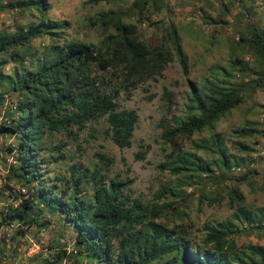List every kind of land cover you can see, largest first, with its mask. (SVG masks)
Returning <instances> with one entry per match:
<instances>
[{"label": "trees", "instance_id": "obj_1", "mask_svg": "<svg viewBox=\"0 0 264 264\" xmlns=\"http://www.w3.org/2000/svg\"><path fill=\"white\" fill-rule=\"evenodd\" d=\"M101 1L119 6L127 0ZM239 2L244 8L240 17L252 18V7L245 6L244 0ZM152 5V0H134L126 12H103L97 17L105 35L99 45L77 41L52 45L38 58L31 54L29 66L22 52L36 39L59 36L65 24L48 18V0H9L7 6H0V13L29 12L32 19L14 31L0 33V138L13 139L0 147L4 161L12 160L7 167L8 195L0 227L17 223L16 242L33 227L49 229L53 226L50 217L57 216L64 227L76 233L77 253L69 256L72 264H264V244L239 248L236 242V236L243 232L258 231L260 236L264 230V208L248 209L239 189L241 184H250V177L257 173L255 159L230 153L218 134L207 141L192 142L197 134L214 132L222 119L264 88V29L253 22L236 29L238 43L231 46L234 59L229 68L215 70L202 86L188 80L187 116H173L172 124L163 130L162 139L170 153L161 168L178 178L176 185L163 187L152 202L145 203L129 193L133 180L110 178L101 168L91 170L75 164L69 167L68 175L54 177L47 169L68 159L61 144L49 151V157L44 155L54 135L77 139L89 123L104 121L105 136L121 150L131 148L139 116L121 106V93H131L161 76L174 56L189 78V58L173 24L168 27V46L148 48L139 38L137 25L125 21L133 17L141 23L151 21L148 9ZM112 28L114 34L110 33ZM238 50L253 63L242 61ZM10 64L13 67L7 73ZM13 95L15 106L7 103V97ZM165 96L169 104L171 94ZM246 125L234 131L238 138L258 142L264 136L253 122ZM189 142L192 148L186 149ZM235 145L241 152L253 151L245 143ZM199 152L212 158L205 159ZM99 156L110 161L105 154ZM137 157L143 160L146 153ZM236 168L246 172L237 175ZM230 180L235 181L228 189L234 215L226 222L205 226L206 235L199 244L192 242L188 231L161 222L170 212L180 214L174 203L163 202L167 195L184 202L187 189L199 197L197 187H203L199 188L202 203L205 187H220ZM14 251L12 259L17 258ZM67 258V251L61 249L52 261L38 264H62Z\"/></svg>", "mask_w": 264, "mask_h": 264}, {"label": "rangeland", "instance_id": "obj_2", "mask_svg": "<svg viewBox=\"0 0 264 264\" xmlns=\"http://www.w3.org/2000/svg\"><path fill=\"white\" fill-rule=\"evenodd\" d=\"M134 0L116 6L98 0H48L51 10L48 18L65 24V28L58 32L59 36L43 38L32 41L30 49L23 51L26 66L31 64V54L35 57L41 56L48 51L52 45L63 46L67 43L77 41L86 44L99 45L105 38L101 25L97 21L98 15L110 10L128 11ZM247 7H252L254 16L252 18L240 17L244 8L239 0H152L153 5L148 10L151 21L141 22L137 18L126 19L128 24L137 25L140 40L148 48H153L170 41L167 37L168 27L173 24L181 36L184 50L189 58L190 76L186 78L182 68L174 56L161 76L150 80L142 87L131 93H121L119 102L124 109L134 110L139 116L133 144L129 149H119L113 141L106 137L103 131L106 123L100 121L98 124H87L83 134L77 139L60 134L48 142V151L44 153L49 157V151L56 145H64L62 152L66 153L68 159L60 164L47 166L54 174L62 173L68 175V169L72 165L82 164L93 170L101 168L104 174L110 178H120L125 181L133 180L129 193L135 199L145 203L152 202L156 193L165 186H174L176 177L169 171L163 170L161 165L165 163L166 156L170 153L167 145L162 139L163 130L172 124V117L187 116L190 87L188 80L202 86L205 79L213 75L220 68H229L231 57V46L238 43L239 35L236 29L246 27L250 22L264 29V0H244ZM9 0H0V6H7ZM229 10V12L227 11ZM27 13V14H26ZM7 11L0 13V33L6 30L14 31L17 25L26 24L31 21L29 12ZM211 18V20H210ZM216 23V24H214ZM110 33L114 34L112 28ZM238 57L244 62L253 63L243 51L238 50ZM12 64L7 67L6 72L12 69ZM220 72H222L220 70ZM236 73V72H235ZM102 77V73H98ZM122 77V74H120ZM123 78V77H122ZM235 81V80H234ZM171 94L169 104H166L167 93ZM8 105H16V95L7 97ZM264 88H259L252 99L241 107L233 110L218 124L214 132L209 130L194 136L192 142H203L210 140L213 134H218L226 143L230 153L240 157L255 159L254 168L257 173L250 178L251 183L241 184L240 192L244 196V204L250 209L257 211L264 208V136L252 139H240L235 134L236 129L247 126V122H253L261 131H264ZM1 120V118H0ZM13 139L0 138V147L4 148ZM192 142L186 144V149H191ZM236 143H245L253 150L250 153L241 152ZM138 153H146V157L140 160ZM99 154H105L110 161L100 158ZM205 159L212 158L211 155L199 152ZM5 154H0V213L6 206L5 198L8 192L5 190L7 167L12 160L4 161ZM239 175V174H238ZM240 177V176H238ZM183 179V178H182ZM235 181L230 180L220 187L209 184L205 187L206 198L201 203L199 197L190 194L186 190L182 202L179 199L167 195L163 202H172L179 207L180 214L170 212L161 222L171 227L178 226L191 235L193 243L199 244L205 237V226L217 225L232 219L235 210L231 209L228 189L234 187ZM16 189H20L17 186ZM25 193V190H23ZM183 198V199H184ZM1 217V214H0ZM53 226L49 229L39 231L37 227L28 230L27 238L17 237L18 228L4 230L2 245L3 251H9L11 257L14 255V247H29L32 243L38 245L40 250L58 251L66 250L68 258L62 264H72L69 249L75 245L76 233L67 227L57 216L50 217ZM258 231L254 234L243 232L236 236L239 248L251 243L264 244V230L259 236ZM7 240L10 241L11 249L7 248ZM57 256V255H56ZM42 255L26 260L23 264H38L42 261ZM13 260V259H12ZM0 264H5L0 259ZM7 264H13L9 262Z\"/></svg>", "mask_w": 264, "mask_h": 264}, {"label": "built area", "instance_id": "obj_3", "mask_svg": "<svg viewBox=\"0 0 264 264\" xmlns=\"http://www.w3.org/2000/svg\"><path fill=\"white\" fill-rule=\"evenodd\" d=\"M234 173L235 174H243L246 172V169H242V168H236V169H233ZM18 224L17 223H13L11 224L9 227H7V229H10V228H18ZM3 235H4V230L3 228L1 229L0 228V259L3 261V263L7 264L9 262H13V264H23L26 260L28 259H31L33 257H36L38 256L39 254L42 255V261H52L56 255H57V251H54V250H48V251H43V250H40V248L38 247V245L36 244H33L29 247H21L20 245H16L13 249L17 251V258H14L12 260V257L10 255V252L9 251H3V245H2V240H3ZM28 234L25 233L23 238H27ZM7 248L8 249H11V244H10V241L7 240ZM2 252V253H1ZM69 253L71 254H74V253H77V250L75 248V245H71L70 246V249H69Z\"/></svg>", "mask_w": 264, "mask_h": 264}]
</instances>
